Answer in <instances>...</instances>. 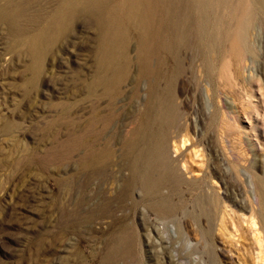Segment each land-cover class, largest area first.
Here are the masks:
<instances>
[{
	"label": "rangeland",
	"instance_id": "obj_1",
	"mask_svg": "<svg viewBox=\"0 0 264 264\" xmlns=\"http://www.w3.org/2000/svg\"><path fill=\"white\" fill-rule=\"evenodd\" d=\"M59 1L0 0V264H264V0H150L107 85L81 14L30 81ZM162 103L183 180L147 193L132 162Z\"/></svg>",
	"mask_w": 264,
	"mask_h": 264
},
{
	"label": "bare ground",
	"instance_id": "obj_2",
	"mask_svg": "<svg viewBox=\"0 0 264 264\" xmlns=\"http://www.w3.org/2000/svg\"><path fill=\"white\" fill-rule=\"evenodd\" d=\"M149 6L150 0H60L49 20L38 31L25 39V50L31 59L30 63H28V68L34 75L30 81H33L34 77L42 69V60L47 46L62 36L79 15L86 13L95 15L100 26L103 27L99 57L101 73L95 79L93 85H107L112 80L122 79L121 74L109 76L107 73L109 70L112 73H116V69H118L116 56H121L127 60L128 41L124 36L122 21L135 24L141 33V37H144L146 31L143 20L145 8L147 7L148 9ZM119 38L122 45L119 53H117L116 45ZM152 120L153 122H161L163 127L159 132H151L144 136L143 146L132 162V170L136 173L141 172L140 180L147 193L160 192L163 186L176 189L183 180L182 173L177 167L179 157L172 158L167 150L169 142L176 136L172 130L174 121L172 104L167 106L162 103L156 109ZM106 153L108 156L112 154L110 148L106 149ZM156 172H160L157 178L154 177ZM204 181V176H202V179L193 180L190 184H199V186L201 184L202 186ZM261 226L264 230V222L261 223Z\"/></svg>",
	"mask_w": 264,
	"mask_h": 264
}]
</instances>
